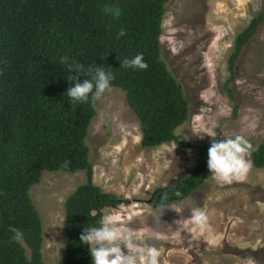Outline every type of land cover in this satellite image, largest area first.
Masks as SVG:
<instances>
[{"label": "trees", "instance_id": "16d2710c", "mask_svg": "<svg viewBox=\"0 0 264 264\" xmlns=\"http://www.w3.org/2000/svg\"><path fill=\"white\" fill-rule=\"evenodd\" d=\"M168 1L0 0V264H45L43 224L30 196L44 170L86 175L65 201V253L55 264H92L80 235L84 227L99 226L104 207L123 201L93 182L86 137L98 99L69 100L66 90L75 82L67 80L60 57L115 74L112 88L125 92L141 123L144 148L167 141L186 144L173 130L190 118L191 110L160 43ZM263 20L264 6L235 38L230 80L235 59ZM121 29L123 36L118 35ZM140 53L147 69L120 67ZM85 78L81 75L80 81ZM227 92L232 96V90ZM209 147L194 145L195 170L156 189L152 198L157 204L183 200L207 181ZM254 148L253 166L264 168V141ZM11 228L22 230L23 239L14 240Z\"/></svg>", "mask_w": 264, "mask_h": 264}, {"label": "rangeland", "instance_id": "374dc122", "mask_svg": "<svg viewBox=\"0 0 264 264\" xmlns=\"http://www.w3.org/2000/svg\"><path fill=\"white\" fill-rule=\"evenodd\" d=\"M263 6L264 0L168 1L162 55L192 108L191 119L177 129L188 142L235 135L253 147L264 141V20L235 59L231 80L229 68L236 36ZM141 141V123L125 92L102 94L86 144L94 184L123 200L105 209L115 226L130 231L137 245L155 246L159 264H264V168L253 166L231 182L211 174L185 199L160 205L153 192L189 174L196 154L175 144L144 148ZM85 181L82 170H44L30 188L43 224L45 264L65 253V201ZM196 208L208 214L213 235L191 223Z\"/></svg>", "mask_w": 264, "mask_h": 264}, {"label": "clouds", "instance_id": "9594fccd", "mask_svg": "<svg viewBox=\"0 0 264 264\" xmlns=\"http://www.w3.org/2000/svg\"><path fill=\"white\" fill-rule=\"evenodd\" d=\"M118 35H125V30L121 29ZM161 36L160 43H162ZM60 64L64 65L69 73L67 80L75 82L74 86H70L66 90L67 97L70 101L87 103L90 97L92 100L99 99L102 94L106 91H110L112 88V81L115 79V74L110 69H105L99 65L95 68H86L83 63L77 62L67 55L60 57ZM120 67L145 70L148 68V64L144 60L143 54L140 53L130 59L125 58L121 61ZM73 71L75 72L74 75L72 74ZM81 75H86L87 77L83 79L82 82L80 81ZM174 78L176 79L175 76ZM179 85L181 86L180 83ZM182 91L184 93L183 88ZM184 96L188 101L185 93ZM188 103L191 112L190 118L185 122L190 120L192 116V108L189 101ZM225 114H227V112ZM180 126H178L176 130H173V133L175 136L185 139L186 144L183 146L175 141H167L163 144H175L180 148H192L195 152V144L188 142L183 135L177 133V129ZM207 134L213 138L216 137L215 133ZM253 151H255L253 145L242 135H235L234 137L223 138L221 140L212 139L207 152L208 178L212 174L220 181L231 182L234 179L244 177L253 167V162L250 159ZM67 165L68 162L65 161L62 166L67 167ZM195 168L196 156L195 166L191 172H193ZM177 195H179V193H177ZM120 205L121 204L116 206L108 205L104 207L102 209L103 216L99 221V226L84 227L80 235V241L89 248L92 264H159L160 252L155 246L137 245L130 231L117 228L115 226L116 220L114 217L112 215H105V209L109 207L115 208ZM191 223L199 227L201 231L207 232L210 236L213 235L206 211L199 208L193 209ZM10 230L13 232L12 238L14 240L23 239L22 230L18 228H11Z\"/></svg>", "mask_w": 264, "mask_h": 264}]
</instances>
